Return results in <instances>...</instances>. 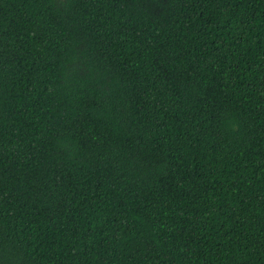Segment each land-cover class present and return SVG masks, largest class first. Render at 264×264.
I'll return each instance as SVG.
<instances>
[{
	"label": "trees",
	"instance_id": "1",
	"mask_svg": "<svg viewBox=\"0 0 264 264\" xmlns=\"http://www.w3.org/2000/svg\"><path fill=\"white\" fill-rule=\"evenodd\" d=\"M0 264H264V0H0Z\"/></svg>",
	"mask_w": 264,
	"mask_h": 264
}]
</instances>
